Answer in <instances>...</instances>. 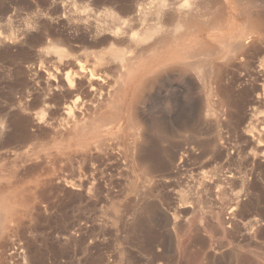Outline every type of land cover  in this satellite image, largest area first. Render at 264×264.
Masks as SVG:
<instances>
[{"label":"rangeland","instance_id":"obj_1","mask_svg":"<svg viewBox=\"0 0 264 264\" xmlns=\"http://www.w3.org/2000/svg\"><path fill=\"white\" fill-rule=\"evenodd\" d=\"M262 57L264 0H0V264H264Z\"/></svg>","mask_w":264,"mask_h":264},{"label":"bare ground","instance_id":"obj_2","mask_svg":"<svg viewBox=\"0 0 264 264\" xmlns=\"http://www.w3.org/2000/svg\"><path fill=\"white\" fill-rule=\"evenodd\" d=\"M139 1V0H138ZM166 3V2H165ZM169 3V2H168ZM160 4H162V3H160ZM167 4V3H166ZM170 4H171V2H170ZM174 4V3H173ZM136 5V4H135ZM140 5V4H139ZM164 5V4H163ZM169 5V4H168ZM172 5V4H171ZM162 5H160V7H161ZM173 6V5H172ZM172 6H170V7H172ZM139 7V6H138ZM130 8V7H129ZM168 8H169V6H168ZM127 9V8H126ZM160 9V8H159ZM170 10H171V8H169ZM173 9H174V7H173ZM135 11H136V8H135ZM137 11H139L138 13L139 14H141L140 13V10L138 9ZM162 11V10H161ZM173 11V10H172ZM78 13V12H77ZM77 13H74V14H77ZM124 13H126V12H124ZM132 13H134V10H133V12ZM138 13H135V14H138ZM171 13V12H170ZM73 14V15H74ZM128 14V13H127ZM130 14V13H129ZM139 14H138V19H137V21H139L140 22V20L139 19H141V17L139 18ZM69 16H70V14H69ZM77 16H79V15H77ZM116 16V15H115ZM133 16V15H132ZM141 16V15H140ZM83 18H84V16H82ZM75 18V17H74ZM82 18V19H83ZM86 18V17H85ZM115 18H117V17H115ZM71 19H73L72 17H71ZM76 19L77 18H75V21H76ZM79 19V18H78ZM118 19H119V17H118ZM87 20V19H86ZM112 20V19H111ZM117 20V19H116ZM116 20H114V22L116 21ZM119 20H121V19H119ZM71 21H73V20H71ZM71 21H69V23L70 24H72L71 23ZM124 21H126V19H124ZM77 22H79V21H77ZM76 22V23H77ZM103 22V21H102ZM120 22H122V21H120ZM119 22V23H120ZM132 22H135V21H132ZM74 24H75V22H73ZM84 23V22H83ZM82 23V24H83ZM86 23V22H85ZM84 23V24H85ZM104 23H106V22H104ZM104 23H102V24H104ZM109 23H110V21H109ZM66 24H67V22H66ZM83 24V25H84ZM87 24V23H86ZM111 24V23H110ZM117 24V23H116ZM120 24H122V23H120ZM128 24V23H127ZM137 24H138V22H137ZM73 25V24H72ZM78 23H77V27H78ZM83 25H81V23H80V26L82 27ZM89 25V24H88ZM94 25V24H93ZM97 25V24H96ZM96 25H94V26H91V27H95L96 28V30H97V27H96ZM68 26V25H67ZM70 26V25H69ZM80 26H79V28H80ZM86 26V25H85ZM108 27V25H103V27ZM112 26V25H111ZM116 26V25H115ZM118 26V25H117ZM74 27H76V24L74 25ZM84 27V26H83ZM82 27V28H83ZM123 27V26H122ZM128 27V26H127ZM70 28V27H69ZM86 28V27H85ZM99 28V27H98ZM102 27H100L99 29H101ZM109 28V27H108ZM107 28V29H108ZM113 28V27H112ZM111 27L109 28V30L111 31V29H112ZM132 28V27H131ZM92 29V28H91ZM104 29V28H103ZM121 29V28H120ZM124 29V28H123ZM128 28H126V30H127ZM132 29H134V28H132ZM75 30V29H74ZM78 30V29H77ZM105 30V29H104ZM109 30H108V32H109ZM112 30H114V28L112 29ZM79 31V30H78ZM93 31V29L90 31V32H92ZM100 30H98V32H99ZM103 31V30H102ZM107 31V30H106ZM128 31V30H127ZM95 31H93L92 33H94ZM104 33H106L105 31H103ZM111 32H113V31H111ZM126 31H124V33H125ZM87 33H88V31H87ZM96 33V32H95ZM123 33V32H122ZM85 34V33H84ZM99 34V36H100V34H101V31H100V33H98ZM97 33H96V36L98 35ZM103 34V33H102ZM112 34V33H111ZM84 36V35H83ZM93 36V35H92ZM95 35H94V37H96ZM110 36H112V35H110ZM120 36V35H119ZM162 36H164V35H162ZM165 36H166V34H165ZM164 36V37H165ZM93 37V38H94ZM125 37V36H124ZM62 38V37H61ZM105 38V37H104ZM109 38V37H108ZM113 38V37H112ZM172 38V37H171ZM171 38L169 37V34L165 37V38H163L164 39V41H166V42H171ZM63 39H64V37H63ZM92 39V38H91ZM97 39H98V37H97ZM101 39V38H100ZM115 39H118V38H115ZM124 39V38H123ZM56 40V39H55ZM55 40H54V42H55ZM95 40H96V38H95ZM99 40V39H98ZM124 40H126V39H124ZM57 41H59V39L58 40H56V42ZM60 41H63V40H60ZM94 41V40H93ZM97 41V40H96ZM95 41V42H96ZM128 41V40H127ZM52 42V41H51ZM84 42V41H83ZM94 42V44H97V43H95ZM108 42V41H107ZM110 42V41H109ZM108 42V43H109ZM58 43V42H57ZM56 43V44H57ZM74 43H76V42H74ZM78 43V42H77ZM85 43V42H84ZM108 43H106V44H108ZM114 43V42H113ZM121 43H122V41H121ZM54 44V43H53ZM73 44V43H72ZM82 44V43H81ZM86 44V43H85ZM115 44H116V42H115ZM87 46L86 47H89L88 45L89 44H86ZM53 46V45H52ZM55 46V45H54ZM74 46H76L77 48H78V50H79V47L77 46V45H74ZM81 47H85L84 46V44H83V46L81 45ZM85 47V48H86ZM84 48V49H85ZM91 48V47H90ZM82 49V48H81ZM83 49V50H84ZM171 49H175V48H173V46H172V44H170L169 45V48H167V51L166 52H164V53H161V55H159L157 58H155V59H153L149 64H147L145 67H144V69H142L143 71H141L140 72V76L138 75V78H137V81H135L136 82V86H139L140 88H143V87H145V78L144 77H146L145 76V74H156V75H158V74H163V73H166V72H168V70H169V68L172 66L171 64H173V60H174V58L177 56H179L177 53H174V52H172L171 51ZM75 50V49H74ZM74 52V51H73ZM86 53V52H85ZM177 54V55H176ZM78 56H76V58H77ZM69 59V58H68ZM78 59V58H77ZM80 59H82V58H80ZM74 60H76L75 59V57H74ZM88 60V59H87ZM69 61L70 60H68V64H69ZM78 61V60H77ZM77 61H76V64H77ZM63 63V62H62ZM66 64H67V62H66ZM175 64H176V61H175ZM251 64V63H250ZM62 65H64V64H62ZM71 65V64H70ZM155 65V66H154ZM252 65V64H251ZM59 66V65H58ZM256 66L260 69V68H263L264 69V57H262V58H259V59H257V61H256ZM55 67V66H54ZM71 67V66H70ZM69 67V68H70ZM68 68V69H69ZM74 68V67H73ZM72 68V69H73ZM79 68V67H78ZM81 68H82V66H81ZM80 69V68H79ZM84 69V68H83ZM49 70V69H48ZM58 70V69H57ZM67 70V69H66ZM65 70L63 69V76H64V79H65V85L63 84V83H61V84H63V85H61V86H63L64 88H66V89H64V91L66 90L67 92H71V90H72V93L74 94V90L76 91V89H78V86H79V84H78V86H77V83L78 82H80V81H76V78H74V76H73V74L72 75H70L69 74V72H70V69L69 70H67V72H64ZM69 71V72H68ZM75 71H78V70H74V72ZM82 71V70H81ZM52 72V71H51ZM50 72V74H52ZM61 72V71H60ZM72 73H73V71H71ZM70 72V73H71ZM85 72V71H84ZM85 73H87V72H85ZM47 74H49V73H47ZM56 74V73H55ZM55 74H52V75H54L55 76ZM75 75L77 74L76 72L74 73ZM83 74V73H82ZM60 75V74H59ZM79 75H80V72H79V74H78V78H79ZM84 75H86V76H88L87 74H84ZM81 76V75H80ZM52 77V76H51ZM50 77V78H51ZM58 77V76H57ZM60 77V76H59ZM58 77V78H59ZM61 77H62V75H61ZM76 77H77V75H76ZM82 77H83V75H82ZM85 77V76H84ZM49 78V79H50ZM54 78V77H53ZM77 78V79H78ZM88 78H91V76L89 75V77ZM87 78V79H88ZM92 78H93V75H92ZM133 78V77H132ZM47 79V78H46ZM89 81H90V79H88ZM92 80V79H91ZM136 80V79H135ZM62 81V80H61ZM132 81V80H131ZM63 82V81H62ZM88 83H90V82H88ZM136 86H134V87H136ZM147 86V85H146ZM58 87L60 88V86L58 85ZM56 88H57V86H56ZM59 88H57V89H59ZM137 88V87H136ZM135 88V89H136ZM57 89H55V90H57ZM61 89H62V87H61ZM60 89V90H61ZM62 91H63V89H62ZM63 91V92H64ZM65 91V92H66ZM66 92V93H67ZM76 93V92H75ZM67 95V94H66ZM72 95V94H71ZM67 97V96H66ZM74 98L76 99V97H75V94H74ZM73 98V99H74ZM60 99V98H59ZM75 99H74V102L76 103V101H75ZM68 101V100H67ZM118 101V100H117ZM58 102V101H57ZM57 102H55V103H57ZM69 102V101H68ZM55 103H54V105H55ZM65 103H66V101H65ZM71 101L68 103V105L70 104L71 105ZM75 103H72L73 105L75 104ZM58 104H60V106H61V108H62V106L64 105L63 103H58ZM57 104V105H58ZM67 104V103H66ZM56 105V106H57ZM76 105V104H75ZM78 106V105H77ZM76 106V107H77ZM64 107H65V109H69L70 110V108H68V107H66V106H63V109H64ZM64 109V110H65ZM70 112H71V110H70ZM66 114H67V112H66ZM68 115V114H67ZM68 117H69V115H68ZM72 117H71V114H70V117H69V121H70V119H71ZM75 118L73 117V120H74ZM77 119V118H76ZM77 121H75V123H76ZM76 126H77V124H75ZM162 131V130H161ZM160 131V132H161ZM141 134V133H140ZM161 134V133H160ZM162 135V134H161ZM169 135V134H168ZM138 136V135H137ZM164 137H166V136H164ZM163 137V138H164ZM162 140V139H161ZM141 141L142 140H136V144H137V150L139 149V145H140V143H141ZM143 142V141H142ZM142 147V146H141ZM142 151V150H141ZM137 152V151H136ZM177 159V158H176ZM182 160H183V158L182 157H179L178 158V162L176 163V165L174 166L175 168H176V170H178V168H179V165H180V163L182 162ZM174 164V163H173ZM173 167V168H174ZM175 170V171H176Z\"/></svg>","mask_w":264,"mask_h":264}]
</instances>
